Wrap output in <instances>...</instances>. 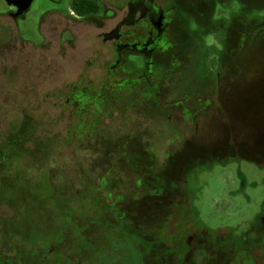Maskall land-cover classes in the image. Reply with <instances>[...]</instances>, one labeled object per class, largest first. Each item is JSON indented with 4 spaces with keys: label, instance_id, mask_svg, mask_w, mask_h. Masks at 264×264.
<instances>
[{
    "label": "rangeland",
    "instance_id": "rangeland-1",
    "mask_svg": "<svg viewBox=\"0 0 264 264\" xmlns=\"http://www.w3.org/2000/svg\"><path fill=\"white\" fill-rule=\"evenodd\" d=\"M57 1L35 0L25 16L13 20L15 9L0 0V25L10 18L11 24L18 26L19 36L42 44L40 21L52 8L67 5V0ZM179 23L174 57L180 65L174 70L165 64L158 67L159 80L168 91L163 98L166 103L155 98L148 104L139 103V109L148 105L147 122L153 132L167 130L170 136L175 134L183 152L173 159L165 176L157 174L156 157L152 166L143 167L149 172V181H144L149 184L148 197L142 198L141 189H135L140 175L146 173L140 168L145 159L130 158L117 169L122 193L124 185L131 186L124 194L126 199L137 198L132 207L136 218L146 214L148 219H138L131 233L122 229L114 208L105 201L108 191L99 188L100 170L92 167L97 156L89 157L91 153L83 152L75 142L72 150L66 146L65 133H58L59 126L43 124L41 137L36 148L26 154L25 164L19 155V162L10 161L0 172L4 184L3 189L0 187V216L9 214L17 223L15 230L6 232L0 240V246H26V254L35 255V259H25L27 264H180L173 249L172 230L183 222L209 231L228 229L231 240L237 237L239 241L256 228L257 217L264 214V165L250 159L217 158L210 153L194 156L199 150L182 143L180 122L186 108L204 109L217 103L218 98L227 107H234L235 118L248 123L251 135L264 129L259 128L264 125V0L188 3L181 10ZM39 50L53 52L49 45ZM144 61L129 58L131 78H136L132 73L137 74L134 69L142 68ZM22 69L21 64L0 57V98L6 96L10 86V91L18 88ZM45 108L41 114H48ZM129 117L140 119L138 114L126 116ZM159 148L162 154V146ZM164 182L166 192H157L163 190ZM123 204L118 208L125 210ZM18 214L21 218H17ZM10 222L0 218V228H10L5 226ZM222 249L208 264H229L234 259L235 248L227 247L224 251L230 252L226 253ZM255 259L259 261L257 256Z\"/></svg>",
    "mask_w": 264,
    "mask_h": 264
},
{
    "label": "flooded vegetation",
    "instance_id": "flooded-vegetation-1",
    "mask_svg": "<svg viewBox=\"0 0 264 264\" xmlns=\"http://www.w3.org/2000/svg\"><path fill=\"white\" fill-rule=\"evenodd\" d=\"M13 1L16 2L10 4L15 9L11 15L13 20L25 16L35 2L32 1L27 11L15 16L25 5V0ZM116 1L117 4H108L106 0H67L66 6L52 8L39 23L38 33L43 40L39 45L19 36V28L13 22L12 26L10 18L0 25V57L23 67L18 88L10 91V86L6 96L0 98V172L10 161L19 162V155L25 164L26 154L36 148L35 143L41 137V125H57L61 131L58 133H65L67 137L66 146L73 150L75 142L83 152L91 153L89 157L97 156L92 167L100 170L102 186L99 188L108 191L105 201L114 208L117 224L131 233L137 227L138 219L146 221L148 215L136 218L132 207L137 198L126 199L124 196L131 188L129 185H124L125 193H122L118 167L139 156L145 159L140 165L144 169L152 166L156 157L157 174L165 176L170 163L183 152L175 134L170 136L167 130L153 132L152 125L147 122L148 105L139 109V103L148 104L155 98L166 103L163 98L168 91L162 79L159 80L158 67L165 64L167 69H178L177 65H180L174 51L184 5L216 0ZM45 45L53 52H41L39 49ZM131 56L145 60L142 68L134 69L138 73L133 72L132 76L136 78L128 75ZM216 100L217 103L204 109H185L180 122L184 132L182 143L199 150L194 156L210 153L217 158L250 159L264 165V129L251 135L248 123H240L239 117L235 118L234 107ZM42 108L48 109V114H41ZM130 114H138L140 119H127ZM157 146H162V154ZM164 154L166 160V157L160 158ZM90 167L89 164L87 169ZM146 168V173L140 175L141 179L135 185V189H141L142 198L149 196V184L144 183L146 178L149 181ZM165 184H161L163 190L157 192H166ZM1 186H4L2 179ZM120 203H124L125 210L118 208ZM8 215L0 216L2 220L11 221L5 225L10 228H0V240L17 226ZM187 223L172 230L175 236L173 249L180 264H208L215 259L218 249L230 252L224 251L227 247L236 250L229 264H264V214L257 217L256 228L243 234L240 241L237 237L231 240L228 229L226 232L209 231L192 223L188 227ZM51 252L48 253L51 255ZM27 257L35 259V255L26 254V246L12 249L0 246V264H27ZM246 258L252 261H246Z\"/></svg>",
    "mask_w": 264,
    "mask_h": 264
},
{
    "label": "water",
    "instance_id": "water-1",
    "mask_svg": "<svg viewBox=\"0 0 264 264\" xmlns=\"http://www.w3.org/2000/svg\"><path fill=\"white\" fill-rule=\"evenodd\" d=\"M9 4H16L13 0H7ZM33 0H25V5L19 8L18 15L22 13L23 11H27L29 7L31 6Z\"/></svg>",
    "mask_w": 264,
    "mask_h": 264
}]
</instances>
